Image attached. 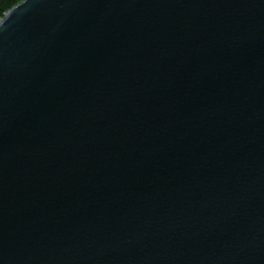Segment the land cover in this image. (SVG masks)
<instances>
[{"label":"water","instance_id":"obj_1","mask_svg":"<svg viewBox=\"0 0 264 264\" xmlns=\"http://www.w3.org/2000/svg\"><path fill=\"white\" fill-rule=\"evenodd\" d=\"M0 264H264V0L7 10Z\"/></svg>","mask_w":264,"mask_h":264},{"label":"trees","instance_id":"obj_2","mask_svg":"<svg viewBox=\"0 0 264 264\" xmlns=\"http://www.w3.org/2000/svg\"><path fill=\"white\" fill-rule=\"evenodd\" d=\"M20 0H0V18L4 13L9 10L13 5L18 3Z\"/></svg>","mask_w":264,"mask_h":264}]
</instances>
